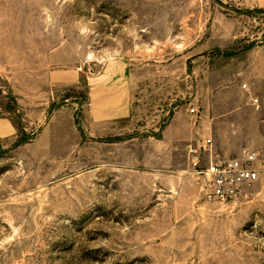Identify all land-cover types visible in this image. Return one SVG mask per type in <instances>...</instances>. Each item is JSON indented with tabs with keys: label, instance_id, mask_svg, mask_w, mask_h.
<instances>
[{
	"label": "rangeland",
	"instance_id": "374dc122",
	"mask_svg": "<svg viewBox=\"0 0 264 264\" xmlns=\"http://www.w3.org/2000/svg\"><path fill=\"white\" fill-rule=\"evenodd\" d=\"M260 11L264 0H0V103L22 129L0 139V264H264ZM114 59L129 64L133 113L94 136L87 78ZM52 64L80 67L83 84L31 125L17 93ZM66 101L73 117L49 126ZM245 150L258 182L209 199L196 172Z\"/></svg>",
	"mask_w": 264,
	"mask_h": 264
},
{
	"label": "crops",
	"instance_id": "0c3cea01",
	"mask_svg": "<svg viewBox=\"0 0 264 264\" xmlns=\"http://www.w3.org/2000/svg\"><path fill=\"white\" fill-rule=\"evenodd\" d=\"M82 73L80 67L69 65L52 64L41 74L34 69L25 89L17 93V103L19 110L24 113L25 122L33 125L43 121L59 94L81 87ZM76 105L70 101L60 105L54 111L49 126L61 116L71 114V106ZM132 113L133 92L129 64L125 60H111L99 74L87 78V104L84 107L87 129L94 136L107 135L116 125L127 121ZM20 131L22 129L5 115L0 103V139L15 137Z\"/></svg>",
	"mask_w": 264,
	"mask_h": 264
},
{
	"label": "built area",
	"instance_id": "2783aa9c",
	"mask_svg": "<svg viewBox=\"0 0 264 264\" xmlns=\"http://www.w3.org/2000/svg\"><path fill=\"white\" fill-rule=\"evenodd\" d=\"M197 114L196 109L191 110ZM212 140L205 141V148L211 147ZM260 160L256 152L245 150L237 157H212L206 168L196 172L206 188L208 198L229 201L241 197L248 188L260 179Z\"/></svg>",
	"mask_w": 264,
	"mask_h": 264
},
{
	"label": "trees",
	"instance_id": "16d2710c",
	"mask_svg": "<svg viewBox=\"0 0 264 264\" xmlns=\"http://www.w3.org/2000/svg\"><path fill=\"white\" fill-rule=\"evenodd\" d=\"M259 13H264V11H260Z\"/></svg>",
	"mask_w": 264,
	"mask_h": 264
}]
</instances>
